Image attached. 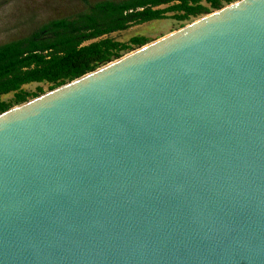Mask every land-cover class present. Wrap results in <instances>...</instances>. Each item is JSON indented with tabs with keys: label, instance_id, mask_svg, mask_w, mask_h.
I'll return each mask as SVG.
<instances>
[{
	"label": "water",
	"instance_id": "water-1",
	"mask_svg": "<svg viewBox=\"0 0 264 264\" xmlns=\"http://www.w3.org/2000/svg\"><path fill=\"white\" fill-rule=\"evenodd\" d=\"M0 264H264V0L1 114Z\"/></svg>",
	"mask_w": 264,
	"mask_h": 264
},
{
	"label": "trees",
	"instance_id": "trees-1",
	"mask_svg": "<svg viewBox=\"0 0 264 264\" xmlns=\"http://www.w3.org/2000/svg\"><path fill=\"white\" fill-rule=\"evenodd\" d=\"M237 1L105 0L73 17L48 21L30 35L0 45V115L45 94L40 85L50 92L150 42L136 36L123 43L112 34L166 19L183 28ZM33 84L39 85L35 92L25 89ZM9 95L13 98L5 100Z\"/></svg>",
	"mask_w": 264,
	"mask_h": 264
},
{
	"label": "rangeland",
	"instance_id": "rangeland-1",
	"mask_svg": "<svg viewBox=\"0 0 264 264\" xmlns=\"http://www.w3.org/2000/svg\"><path fill=\"white\" fill-rule=\"evenodd\" d=\"M99 1L105 0H0V45L26 37L48 21L69 18L85 12L89 5ZM201 18L203 17L192 19L185 26ZM181 26V23L172 19L157 20L112 34L111 38L125 43L133 37L142 36L153 42L181 29ZM40 86L48 93L47 85ZM38 87L39 85L33 84L26 86L25 89L35 92ZM12 98L13 95L4 97L7 101Z\"/></svg>",
	"mask_w": 264,
	"mask_h": 264
}]
</instances>
